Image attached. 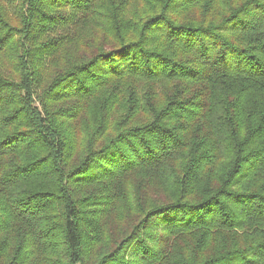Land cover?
<instances>
[{"label": "trees", "instance_id": "16d2710c", "mask_svg": "<svg viewBox=\"0 0 264 264\" xmlns=\"http://www.w3.org/2000/svg\"><path fill=\"white\" fill-rule=\"evenodd\" d=\"M0 264H264V0H0Z\"/></svg>", "mask_w": 264, "mask_h": 264}]
</instances>
